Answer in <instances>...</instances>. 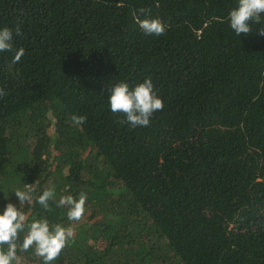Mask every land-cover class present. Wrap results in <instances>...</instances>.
<instances>
[{
    "label": "trees",
    "instance_id": "16d2710c",
    "mask_svg": "<svg viewBox=\"0 0 264 264\" xmlns=\"http://www.w3.org/2000/svg\"><path fill=\"white\" fill-rule=\"evenodd\" d=\"M237 6L0 0V29H13L0 52V213L30 184L27 222L74 231L52 264H264V21L237 36ZM134 13L165 33L145 34ZM148 77L164 108L132 127L108 88ZM46 189L51 211L36 203ZM81 193L84 214L70 221L57 202ZM13 264L43 260L30 249Z\"/></svg>",
    "mask_w": 264,
    "mask_h": 264
},
{
    "label": "clouds",
    "instance_id": "9594fccd",
    "mask_svg": "<svg viewBox=\"0 0 264 264\" xmlns=\"http://www.w3.org/2000/svg\"><path fill=\"white\" fill-rule=\"evenodd\" d=\"M141 15H147L146 10L141 8ZM134 19L140 29L147 35L161 36L165 33L164 23L156 18L140 19L134 13ZM264 21V0H238V6L229 13L230 28L237 36L248 35L253 31V24H261ZM15 33L21 34L17 25ZM264 35V26L259 30ZM13 29L4 27L0 29V52L11 51L13 48ZM24 55L21 48L15 52L13 63H17ZM110 93L108 102L113 114H123L126 117L125 123L132 127H147L150 125L152 115L162 111L164 102L154 91V84L151 77L143 82L130 87L124 81L117 82L108 88ZM7 95L3 88H0V96ZM72 122L81 125L86 122L84 115H73ZM30 185V184H29ZM26 185L27 190L14 189L15 195L20 203L17 208L15 204L8 203L0 213V264H13L17 259V252H27L34 249L35 255L42 258L43 264H52L58 259L62 250L74 239V231L71 227H64L59 224L50 227L47 219H37L27 222L28 217L22 211L25 205L33 202L32 192L34 189ZM55 190L46 189L36 199V203L44 209L51 211L49 202L55 199ZM86 195L81 193L79 199L72 195L61 196L57 206L68 207L67 216L70 221H79L85 211ZM25 233L22 242L20 234Z\"/></svg>",
    "mask_w": 264,
    "mask_h": 264
}]
</instances>
